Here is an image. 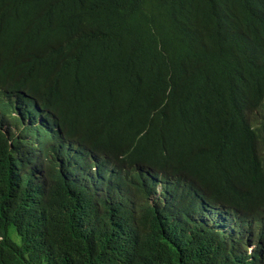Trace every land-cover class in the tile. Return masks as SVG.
Here are the masks:
<instances>
[{
    "label": "trees",
    "instance_id": "trees-1",
    "mask_svg": "<svg viewBox=\"0 0 264 264\" xmlns=\"http://www.w3.org/2000/svg\"><path fill=\"white\" fill-rule=\"evenodd\" d=\"M39 117L116 177L77 207L0 151V264H264V0H0V144Z\"/></svg>",
    "mask_w": 264,
    "mask_h": 264
},
{
    "label": "clouds",
    "instance_id": "clouds-1",
    "mask_svg": "<svg viewBox=\"0 0 264 264\" xmlns=\"http://www.w3.org/2000/svg\"><path fill=\"white\" fill-rule=\"evenodd\" d=\"M241 74L243 75L242 72ZM20 119L22 121V118ZM42 121V117H39L36 124L32 127L21 125L22 134L17 133L16 137L8 136L6 134V139L0 144V151L7 159L9 172L11 174L12 168L15 165L18 169V175L23 179L29 175V182L34 179H55L54 183L58 184H61L64 180L67 181V177L71 176L67 182L71 186L75 183L80 185V188L78 189L80 195L77 203L73 206L81 207L89 201L84 195H90L93 197L100 195L103 192V186L116 177L114 174L117 169L109 161L105 153L106 151L103 149L94 150L89 147L86 148L84 145H79L80 148L75 147L74 151L67 155L64 150L59 149L58 141L56 140L54 133L41 129L42 126L40 124ZM28 128L39 130L38 132H35V135L32 138L33 140L24 133ZM20 135H22V142L25 146H22V144L17 142ZM44 137L48 140V142L44 143V145L47 146V149L38 151L37 143L43 141L41 138ZM39 139L41 140L39 141ZM27 149L37 150L38 154L36 158L28 154L26 152ZM25 160L31 162V167L28 169L24 168L23 162ZM35 163L37 164L35 165ZM156 191H158L159 194L155 199L154 205L164 207L163 205H166V198L168 197L165 194V184H159ZM49 192H51V189L46 192H40L39 194H33L35 195L33 196L35 203L34 206L41 210L43 214L46 213L49 207H52L53 204V197ZM165 207L168 210L173 209L174 211L175 209V206ZM32 208L34 209L35 207ZM141 210L142 209L139 207H126L120 213H123L124 216L127 215L131 217L130 222L135 223L141 216ZM254 249L255 245H252L250 250L253 251Z\"/></svg>",
    "mask_w": 264,
    "mask_h": 264
},
{
    "label": "bare ground",
    "instance_id": "bare-ground-1",
    "mask_svg": "<svg viewBox=\"0 0 264 264\" xmlns=\"http://www.w3.org/2000/svg\"><path fill=\"white\" fill-rule=\"evenodd\" d=\"M175 182V181H174ZM175 183H178V182H175Z\"/></svg>",
    "mask_w": 264,
    "mask_h": 264
}]
</instances>
